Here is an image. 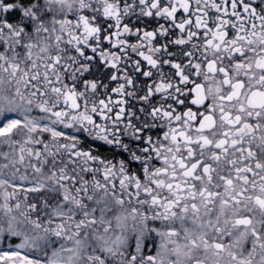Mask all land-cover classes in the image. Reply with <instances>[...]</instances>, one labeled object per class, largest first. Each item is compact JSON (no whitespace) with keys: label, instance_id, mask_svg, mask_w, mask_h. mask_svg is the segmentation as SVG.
<instances>
[{"label":"snow or ice","instance_id":"1","mask_svg":"<svg viewBox=\"0 0 264 264\" xmlns=\"http://www.w3.org/2000/svg\"><path fill=\"white\" fill-rule=\"evenodd\" d=\"M0 264H264V0H0Z\"/></svg>","mask_w":264,"mask_h":264},{"label":"flooded vegetation","instance_id":"2","mask_svg":"<svg viewBox=\"0 0 264 264\" xmlns=\"http://www.w3.org/2000/svg\"><path fill=\"white\" fill-rule=\"evenodd\" d=\"M149 23L151 24V23H153V21L150 20ZM97 144L99 146L101 144V142H97ZM100 151L107 153L110 151V146L104 145V146L100 147Z\"/></svg>","mask_w":264,"mask_h":264}]
</instances>
